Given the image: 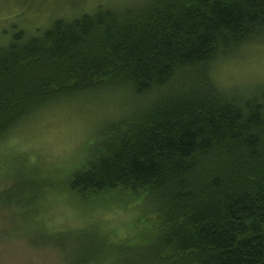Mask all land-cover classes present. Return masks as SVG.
Segmentation results:
<instances>
[{
  "label": "trees",
  "instance_id": "16d2710c",
  "mask_svg": "<svg viewBox=\"0 0 264 264\" xmlns=\"http://www.w3.org/2000/svg\"><path fill=\"white\" fill-rule=\"evenodd\" d=\"M254 41L264 0H144L18 30L0 45V141L56 100L124 90L137 104L67 183L83 205L142 198L139 238L104 247L108 262L264 264V86L226 92L211 73ZM90 247L78 264L101 263Z\"/></svg>",
  "mask_w": 264,
  "mask_h": 264
},
{
  "label": "rangeland",
  "instance_id": "374dc122",
  "mask_svg": "<svg viewBox=\"0 0 264 264\" xmlns=\"http://www.w3.org/2000/svg\"><path fill=\"white\" fill-rule=\"evenodd\" d=\"M143 1L0 0V45L18 30L30 36L58 18ZM211 73L223 91L253 93L264 86V41L241 45L218 59ZM137 102L126 91L109 88L61 98L0 141V264H78L76 253L91 244L100 249L99 264H110L109 245L136 242L146 214L141 197L116 195L110 202L83 205L67 183L106 124Z\"/></svg>",
  "mask_w": 264,
  "mask_h": 264
}]
</instances>
